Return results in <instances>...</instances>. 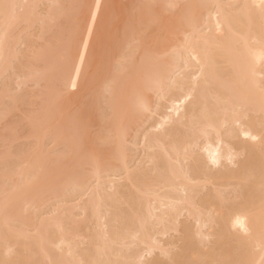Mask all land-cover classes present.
I'll list each match as a JSON object with an SVG mask.
<instances>
[{"label": "bare ground", "instance_id": "bare-ground-1", "mask_svg": "<svg viewBox=\"0 0 264 264\" xmlns=\"http://www.w3.org/2000/svg\"><path fill=\"white\" fill-rule=\"evenodd\" d=\"M0 264H264V0H0Z\"/></svg>", "mask_w": 264, "mask_h": 264}]
</instances>
